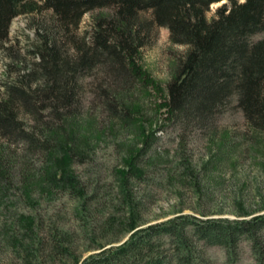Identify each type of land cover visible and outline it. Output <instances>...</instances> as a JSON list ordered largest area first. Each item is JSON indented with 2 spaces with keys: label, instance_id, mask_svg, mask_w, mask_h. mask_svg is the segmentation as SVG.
I'll return each mask as SVG.
<instances>
[{
  "label": "trees",
  "instance_id": "1",
  "mask_svg": "<svg viewBox=\"0 0 264 264\" xmlns=\"http://www.w3.org/2000/svg\"><path fill=\"white\" fill-rule=\"evenodd\" d=\"M218 1L221 0H0V47L7 39L11 21L18 15L50 9L57 30L68 31L78 26L86 12L114 7L112 17L93 21L87 41L73 42L75 51L71 55L54 35L46 37L34 51L38 56V75L19 77L8 88L9 99L0 101V131L23 133L22 122L13 109L16 99L36 109L52 108L50 121H43L40 130L25 133L48 158L41 172L31 173L16 154L0 147V197L7 187L18 183L28 199L38 192L51 195L62 191L76 199L77 210L88 209L96 189L83 181L71 164L75 156H88L84 143L86 123L80 118L74 90L78 76L97 65L105 66L126 84L130 79L146 83L148 77L139 63V49L144 43V24L139 13L149 12L155 25L168 28L172 42L188 46L165 86L160 107L166 114L207 121L233 100L245 120L264 133V36L254 38L264 32V0H224L228 5L218 8L216 16L208 19L209 6ZM119 87L112 93L115 109L119 108L113 114L122 120L140 107L130 102ZM144 129L141 144L148 139ZM220 146L230 149L231 142L225 140ZM138 153L129 151L122 167L115 171L119 205L107 214L101 226L102 234L112 233L117 227L120 235L122 231L128 235L127 239L113 245L123 236H102L104 240L87 249L98 251L82 257L72 247V233L59 229V238L49 246V257L66 256L65 264H201L200 241L222 246L228 259H232L240 240L247 239L256 264H264V213L231 220L179 214L144 225L141 204L132 187L145 169ZM119 207L123 209L120 214ZM22 217L20 225L33 232L36 220ZM95 233L91 228L92 238ZM38 244L35 256L41 259L42 239H38Z\"/></svg>",
  "mask_w": 264,
  "mask_h": 264
},
{
  "label": "rangeland",
  "instance_id": "2",
  "mask_svg": "<svg viewBox=\"0 0 264 264\" xmlns=\"http://www.w3.org/2000/svg\"><path fill=\"white\" fill-rule=\"evenodd\" d=\"M227 5L224 0L212 3L206 17H215L216 10ZM113 15V6L94 8L82 16L76 28L70 27L68 31L57 30L50 9L16 16L0 47V101L9 99L8 88L19 77L28 74L25 79H29L32 74L38 75V56L34 51L46 37L54 35L71 55L75 51L73 42L88 40L94 20ZM139 19L144 24L139 63L148 77L146 83L130 79L126 84L105 66L97 65L78 76L74 90L80 118L86 123L84 143L88 156H75L72 169L83 181L92 184L96 197L88 202L85 211L77 210L76 199L62 191L51 195L38 192L28 199L18 183L7 187L0 197V264L67 263L66 256H48L53 239L59 238V229L72 233V247L82 257L98 251L87 249L104 240L102 236L118 235L117 227L112 233L102 234L101 226L107 214L119 205L115 171L122 167L131 150L139 152L140 164L145 165L142 177L132 184L134 197L141 204L144 225L179 214L231 220L264 213V133L245 120L233 100L207 121L166 114L160 107L165 86L188 46L172 42L168 28L155 25L149 12L139 13ZM262 36L264 32L254 38ZM118 85L130 102L140 107L122 120L113 114L117 104L112 93ZM13 104L24 131L1 130L0 147L16 154L24 168L37 174L48 158L25 133L40 130L43 121H50L52 108L27 107L17 99ZM143 127L148 133L145 144H141ZM151 129L154 131L149 133ZM225 140L231 142L233 151L231 147L220 146ZM22 216L36 220L33 232L20 225ZM91 228L96 232L93 238L89 234ZM124 234L122 231L119 234L122 239L113 245L125 241L128 235ZM261 234L264 238V229ZM38 239L44 242L41 259L35 256ZM199 249L201 264H256L247 239L240 240L232 259H228L220 245L200 241Z\"/></svg>",
  "mask_w": 264,
  "mask_h": 264
}]
</instances>
